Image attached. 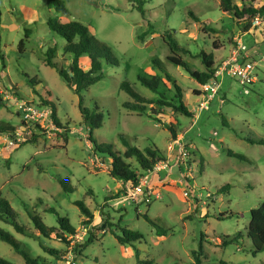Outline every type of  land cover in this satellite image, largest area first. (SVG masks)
<instances>
[{
    "label": "rangeland",
    "instance_id": "1",
    "mask_svg": "<svg viewBox=\"0 0 264 264\" xmlns=\"http://www.w3.org/2000/svg\"><path fill=\"white\" fill-rule=\"evenodd\" d=\"M144 1L143 15L128 0H62L70 18L86 24L120 59L119 66L103 63L104 77L81 92L82 106H97L103 113L102 125L92 130L93 143L79 111V95L46 64L48 50L54 49L53 56L68 68L65 41L45 22L47 16L58 14L45 0H0V95L4 104L0 105V120L17 126L14 137L35 139L7 151V141L15 138L0 135V194L18 213L29 235L1 220L0 228L24 242L32 254L40 255L41 264H136L137 255L153 264H264V251L252 254L246 235L249 211L264 199V144L247 140H264V28L258 33L262 41L255 43L258 35L243 31L251 18L237 19L231 12H222L219 0ZM232 1L242 7L241 0ZM262 5L264 0L253 2L255 8ZM169 28L176 31L178 43L189 49L181 53L184 60L198 71L204 70L201 50L213 53L217 69L237 48V40L248 49L256 47L257 52L250 55L257 62V80L244 88L224 76L220 93L204 103L201 93L192 92L199 88L186 71L166 59L170 52L161 35ZM143 31L141 42L137 36ZM20 41L24 44L21 50ZM152 57L159 58L181 85L184 103L192 112L188 116L154 106L161 109L158 115L163 121L177 124L176 140H171L165 126L122 106L131 99L120 88L124 80L138 94L156 96L138 79L146 73L165 80L163 72L152 66ZM40 94L55 103L66 129L49 123L44 128L24 124L17 99L42 105ZM128 144L140 150L154 145L165 159L152 171H142L134 158L125 160L140 178L141 191L132 196L127 192L129 183L109 174L107 154H122ZM59 178L68 179L71 192L63 189ZM50 208L67 216L76 229L74 235L65 234V241L54 234L42 235L28 216L27 211L33 209L46 226L57 227ZM106 214L112 223L137 231L142 238L120 244L107 225L93 231L97 240L77 247L89 236L87 230L97 228ZM144 215L165 233L158 235ZM237 233L238 241H230ZM200 247L198 261L193 253ZM0 257L24 264L2 240Z\"/></svg>",
    "mask_w": 264,
    "mask_h": 264
},
{
    "label": "trees",
    "instance_id": "2",
    "mask_svg": "<svg viewBox=\"0 0 264 264\" xmlns=\"http://www.w3.org/2000/svg\"><path fill=\"white\" fill-rule=\"evenodd\" d=\"M90 1V0H89ZM133 8H136L144 15L143 5L144 0H128ZM255 0H241L242 7L233 3L232 0H219V8L222 12H231L237 19H241L245 15L252 18L255 14H264V5L261 7H253ZM48 8L52 7L58 14L55 17L47 16L46 25L58 36L62 37L65 41L63 52L70 55L68 62V68L65 69L61 61L56 60L53 56L54 49L48 50L46 57V64L54 68L57 73L62 77L65 83L73 90L74 93L79 95V111L83 118V121L87 124L89 133L88 140L94 141L91 138V133L94 128H98L103 123V113L98 110L97 106L93 109L82 106V95L81 92L88 89L89 86L99 81L104 77L102 70L103 63L110 66H119L120 59L113 53L110 47L103 41L96 38L89 27L83 22L71 19L68 9L63 4L62 0H45ZM196 21L199 18L193 16ZM205 23H202V30ZM250 22L249 20L243 25V31L249 32ZM146 31H143L137 38L142 42ZM176 31L174 29H166L164 34L161 35L163 42L167 45L170 54L167 56V60L175 65L183 68L189 77L194 81L199 89H193L192 92L196 95L201 93L200 88L214 78L216 71L215 59L213 53L201 50L199 55L201 62L204 65L203 71L193 69L189 63H187L181 53H189V49L185 45H180L175 37ZM252 35V34H251ZM23 41L19 42L18 49L21 50L23 47ZM217 48V47H215ZM152 66L161 70L164 74L165 80L170 83V87L167 86L165 80L161 76H155L151 74H140L138 76L139 81L143 86L150 89L156 96L155 97H144L138 94L130 85L128 81H122L120 88L124 90L129 96L130 100L124 101L122 106L127 110L133 111L138 115H147L150 119L155 120L160 125L165 126L169 133L171 140L177 139V124L172 121L165 122L162 117H159L161 109H155L157 107H169L174 112L191 116L192 112L188 110L184 103V91L178 81L168 72L164 63L156 57L151 58ZM31 84H35V79H30ZM49 95V92L46 91ZM40 101L43 105L49 106L51 110V118L56 127L59 129H66L62 125L59 117L56 113V105L50 100H47L45 95H39ZM0 105H3V99L0 95ZM226 124L225 120L222 121ZM17 126L12 125L8 122L0 120V135L13 136L16 132ZM68 131V130H67ZM67 131L62 135L63 138L67 139ZM251 143L264 144V140H253L247 139ZM27 142H35L34 137L30 140L23 141L15 145L12 149L15 150L21 145ZM96 150L105 152L102 148L96 147ZM110 169L109 174L122 182H129L132 185H136L139 182V176L132 170L131 165L125 160L134 158L138 166L142 171H152L153 168L161 161L165 159L159 155L158 149L154 145H148L143 150L128 144L122 154L119 152L112 153L107 152ZM228 154L241 157L236 153L228 151ZM59 183L65 191L71 192L72 188L69 185L67 178H59ZM81 210L88 214L89 211L83 203H79ZM49 211L56 214V220L58 223L57 227L46 226L40 215L33 209H29L28 216L32 221L35 228L44 236L49 237L54 234L58 239L65 241V234L74 235L76 233L75 227L70 223L67 216L59 214L54 208H50ZM102 219V223L97 228L92 227L91 230H87L89 235L87 239L81 244L76 245L79 248H85L88 244L97 240L94 230L105 229L108 225L109 231L114 234L117 241L120 244L131 243L138 241L142 238V235L134 230L119 227L112 223L109 219V215ZM147 221H149L155 228L158 235H163V230L154 219H150L147 215H144ZM0 220L11 225L14 230L23 235H29L28 229L21 223L18 218V213L10 205L8 200L0 194ZM246 235L251 242V252L256 254L264 251V199L255 208H251L249 211V222L246 226ZM240 237V233H237L232 237L230 241L237 242ZM0 240L8 243L15 252H17L23 259L24 264H41L42 257L40 255L32 254L29 247L22 241L16 239L10 232L0 228ZM228 244V242H224ZM50 252H53L50 249ZM194 258L199 259V255L202 254L201 247L199 251L194 252ZM199 261V260H198ZM0 264H13L6 259L0 257ZM136 264H153V261L149 258L140 259L137 255Z\"/></svg>",
    "mask_w": 264,
    "mask_h": 264
},
{
    "label": "built area",
    "instance_id": "3",
    "mask_svg": "<svg viewBox=\"0 0 264 264\" xmlns=\"http://www.w3.org/2000/svg\"><path fill=\"white\" fill-rule=\"evenodd\" d=\"M264 28V14L257 13L250 20L249 33L252 35L258 34ZM237 48L233 49L227 59L221 62L217 67L214 78L205 83L201 88V95L205 97L207 103L220 93L221 80L224 76L236 79L244 88L253 84L257 80L256 67L257 62L249 53L247 46L241 41L237 40ZM264 61V56L261 58ZM17 110L21 113L24 124H35L37 128H44L48 125H54L51 118V110L47 105H38L30 103L24 99H17ZM55 126V125H54ZM56 127V126H55ZM58 128V127H56ZM17 131V129H16ZM16 133V132H15ZM15 135V134H14ZM9 136V137H14ZM7 136V135H5ZM9 139L6 143L7 151L12 150L13 147L23 141L20 137ZM157 166V164H156ZM155 166V167H156ZM154 167V168H155ZM153 168V169H154ZM140 181V178H139ZM129 182H126L128 184ZM131 187L127 190L128 195H136L141 191V184L138 182L135 186L129 183ZM186 193H183L185 195Z\"/></svg>",
    "mask_w": 264,
    "mask_h": 264
},
{
    "label": "crops",
    "instance_id": "4",
    "mask_svg": "<svg viewBox=\"0 0 264 264\" xmlns=\"http://www.w3.org/2000/svg\"><path fill=\"white\" fill-rule=\"evenodd\" d=\"M264 32V31H263ZM258 34H255L254 36H257ZM258 37H259V41H258V38L257 37H255L254 38V42L255 43H260L261 41H262V36L261 35H258ZM257 52V48L256 47H254V48H251V49H249V53H256ZM2 85H3V88H4V90H5V88H6V82H4V80H3V82H2ZM2 91V88L0 89V92Z\"/></svg>",
    "mask_w": 264,
    "mask_h": 264
}]
</instances>
